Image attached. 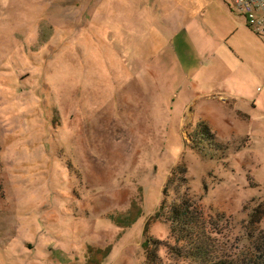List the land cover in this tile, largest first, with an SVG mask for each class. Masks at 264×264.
Returning <instances> with one entry per match:
<instances>
[{
    "label": "rangeland",
    "instance_id": "obj_1",
    "mask_svg": "<svg viewBox=\"0 0 264 264\" xmlns=\"http://www.w3.org/2000/svg\"><path fill=\"white\" fill-rule=\"evenodd\" d=\"M260 54L230 0H0V264H197L181 202L264 262Z\"/></svg>",
    "mask_w": 264,
    "mask_h": 264
},
{
    "label": "trees",
    "instance_id": "obj_2",
    "mask_svg": "<svg viewBox=\"0 0 264 264\" xmlns=\"http://www.w3.org/2000/svg\"><path fill=\"white\" fill-rule=\"evenodd\" d=\"M257 211H255L256 213ZM263 212L260 213L259 220ZM171 229L173 234L185 240L186 250L185 253L199 264H231L227 261H221L212 254V247L207 243L204 232L199 233L198 229L203 226L202 213L197 209H193L191 202H181L180 204L171 208L169 212ZM253 217V215H252ZM202 226V227H201ZM188 233V235H186ZM256 264H264V262L257 261ZM251 264V263H250Z\"/></svg>",
    "mask_w": 264,
    "mask_h": 264
},
{
    "label": "built area",
    "instance_id": "obj_3",
    "mask_svg": "<svg viewBox=\"0 0 264 264\" xmlns=\"http://www.w3.org/2000/svg\"><path fill=\"white\" fill-rule=\"evenodd\" d=\"M230 6L244 18L248 28L264 37V0H230Z\"/></svg>",
    "mask_w": 264,
    "mask_h": 264
},
{
    "label": "crops",
    "instance_id": "obj_4",
    "mask_svg": "<svg viewBox=\"0 0 264 264\" xmlns=\"http://www.w3.org/2000/svg\"><path fill=\"white\" fill-rule=\"evenodd\" d=\"M232 30V29H231ZM231 30L230 29H228V30H225V31H222V32H219L218 33V41L220 42V40H222V38H226L227 39V44H228V38L231 36V35H233V33H234V30L231 32ZM231 32V33H230ZM221 43H223V42H221ZM226 48H227V50H229L230 51V48H228V46L226 45L225 46ZM234 48H235V46H234ZM235 53H236V51H235ZM256 57L257 58H262L263 57V54H260V55H256ZM263 60H264V58H262ZM256 64H258V65H260L262 68L261 69H263V71H264V63L263 64H260L259 62H257ZM237 68V67H236ZM260 69V70H261ZM239 84H241V83H239ZM241 85H243V84H241ZM233 91H234V89H232Z\"/></svg>",
    "mask_w": 264,
    "mask_h": 264
}]
</instances>
